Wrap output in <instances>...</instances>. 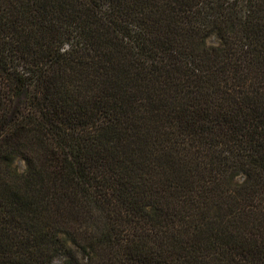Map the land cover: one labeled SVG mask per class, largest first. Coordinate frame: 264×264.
Here are the masks:
<instances>
[{"label":"trees","instance_id":"1","mask_svg":"<svg viewBox=\"0 0 264 264\" xmlns=\"http://www.w3.org/2000/svg\"><path fill=\"white\" fill-rule=\"evenodd\" d=\"M58 255L264 264V0H0V264Z\"/></svg>","mask_w":264,"mask_h":264},{"label":"rangeland","instance_id":"2","mask_svg":"<svg viewBox=\"0 0 264 264\" xmlns=\"http://www.w3.org/2000/svg\"><path fill=\"white\" fill-rule=\"evenodd\" d=\"M207 42L209 44H216L217 43L216 38L214 36L209 37L207 39ZM16 163L18 164V166L20 168L24 167V164H23V162L20 159H17ZM52 264H64V257L60 256V255L54 257L53 260H52Z\"/></svg>","mask_w":264,"mask_h":264}]
</instances>
